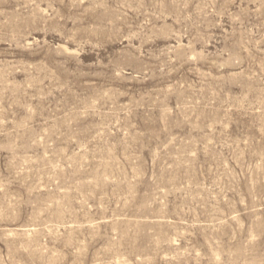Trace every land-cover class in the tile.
Masks as SVG:
<instances>
[{"label":"rangeland","instance_id":"374dc122","mask_svg":"<svg viewBox=\"0 0 264 264\" xmlns=\"http://www.w3.org/2000/svg\"><path fill=\"white\" fill-rule=\"evenodd\" d=\"M0 264H264V0H0Z\"/></svg>","mask_w":264,"mask_h":264}]
</instances>
